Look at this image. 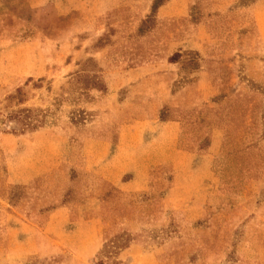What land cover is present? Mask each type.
Segmentation results:
<instances>
[{"label": "rangeland", "instance_id": "1", "mask_svg": "<svg viewBox=\"0 0 264 264\" xmlns=\"http://www.w3.org/2000/svg\"><path fill=\"white\" fill-rule=\"evenodd\" d=\"M0 264H264V0H0Z\"/></svg>", "mask_w": 264, "mask_h": 264}, {"label": "crops", "instance_id": "2", "mask_svg": "<svg viewBox=\"0 0 264 264\" xmlns=\"http://www.w3.org/2000/svg\"><path fill=\"white\" fill-rule=\"evenodd\" d=\"M122 138V137H121ZM121 140H123V138L121 139ZM108 151V150H107ZM105 184V183H104Z\"/></svg>", "mask_w": 264, "mask_h": 264}]
</instances>
